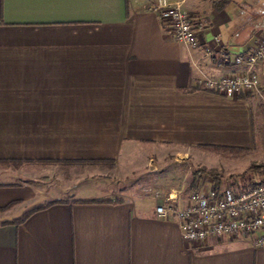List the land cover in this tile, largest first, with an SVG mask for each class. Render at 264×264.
<instances>
[{
	"label": "crops",
	"instance_id": "0c3cea01",
	"mask_svg": "<svg viewBox=\"0 0 264 264\" xmlns=\"http://www.w3.org/2000/svg\"><path fill=\"white\" fill-rule=\"evenodd\" d=\"M169 1L199 20L198 49L172 40L148 0H0V264H264L253 237L186 243L156 214L162 196L182 189L185 205L193 190L156 165L219 170L207 147L247 150L237 161L264 147V104L200 83L234 70L204 48L248 50L264 0ZM138 155L159 175L144 188L125 185ZM70 167L87 172L50 190Z\"/></svg>",
	"mask_w": 264,
	"mask_h": 264
},
{
	"label": "built area",
	"instance_id": "2783aa9c",
	"mask_svg": "<svg viewBox=\"0 0 264 264\" xmlns=\"http://www.w3.org/2000/svg\"><path fill=\"white\" fill-rule=\"evenodd\" d=\"M145 9L158 16L170 38L190 49L201 46L199 20L184 10L183 3L148 0ZM218 53L211 47L204 52L211 58L232 65L234 70L219 80L205 79L201 87L229 98L251 95L264 104V37L243 53L231 55L219 37ZM205 177L189 192L173 190L162 196L156 207L157 218L175 223L186 243L206 244L210 239L253 237L256 248H264V177L235 179L219 189H207Z\"/></svg>",
	"mask_w": 264,
	"mask_h": 264
},
{
	"label": "rangeland",
	"instance_id": "374dc122",
	"mask_svg": "<svg viewBox=\"0 0 264 264\" xmlns=\"http://www.w3.org/2000/svg\"><path fill=\"white\" fill-rule=\"evenodd\" d=\"M250 30L252 32L253 35V43L249 46H253L256 43V39H259V35L264 33V25L262 26H257V25H252L250 27ZM260 135L262 136V141L264 142V130L259 131ZM209 155L211 156H207L210 160L207 162V165L210 167H217L219 168V172L222 174V178H223V185L226 186L228 185L230 182L234 181L235 179H245L246 177H242L246 170L248 169V167L254 163L256 165H260V166H264V147H261L258 151L255 152V154H253V158L249 157L247 159L241 160V161H237L238 158H233L231 156H223L220 154H215V153H209ZM243 158V157H242ZM143 157L139 156L134 159L131 163H130V169L129 172L134 171L135 173L128 179V181L125 183V185L129 184H139L140 186H142V188H144V186H148L146 184V181L148 182V180H156L158 179L159 175L157 173L151 172V173H146V171H148L147 169H143L142 165H143ZM179 159L181 160H176L175 157H171L169 160H171L168 164L167 167L166 166H162V165H156L157 169L160 173V177H164L167 180H175L178 179V177H184L185 174H188L189 177L187 178V185H189L191 183L192 180V175L195 171H197L198 169H200V167H198L197 165H195L192 161H188L186 163L185 159L183 157H179ZM179 161V162H177ZM191 164V166H193L194 170L193 173L191 174L189 169H188V165ZM194 164V165H193ZM176 165V166H175ZM181 165V166H179ZM150 169H154V168H150ZM87 172L86 169L81 168V167H73V168H68V169H57L55 170L54 173L49 174L51 177L50 179V186L51 189L50 190H54L58 188V185L60 183H62V179L66 178H70V177H74V176H79V175H84ZM192 172V171H191ZM43 175H45L43 173ZM179 175V176H177ZM171 178H170V177ZM258 177L257 175H249V177ZM174 177V178H173ZM248 177V176H247ZM208 178V177H207ZM97 179H100V177H97ZM170 184V181L167 182V184ZM180 188V187H178ZM212 188V184H208L207 183V189H211ZM177 189V188H176ZM143 190V189H142Z\"/></svg>",
	"mask_w": 264,
	"mask_h": 264
},
{
	"label": "trees",
	"instance_id": "16d2710c",
	"mask_svg": "<svg viewBox=\"0 0 264 264\" xmlns=\"http://www.w3.org/2000/svg\"><path fill=\"white\" fill-rule=\"evenodd\" d=\"M207 149H210L212 152H214L216 154H220V155L228 156V157L231 156L233 158H242L248 154L247 150L236 149V148L207 147ZM44 163H52V161H45ZM103 163L109 164V165L114 164V162H111V161H104ZM66 164H73V162L72 163L68 162ZM90 164L95 166V165L99 164V162H92ZM253 174L257 175L260 178H263L264 177V166L252 164L248 167L246 172L244 174H242L243 175L242 177H247V176L253 175ZM205 177H208L210 179L213 189L217 190L223 185L222 174L218 170L207 169V168L203 167V168H200L193 173L192 180H191V183L189 184L188 189L192 190V189H195L196 187H198L199 184L202 182V180ZM49 205H51V204H49ZM49 205H47L43 208H46ZM35 210H37V209H35ZM28 215H29V213H27L26 215H24L20 219L13 221L12 223L19 224V223L23 222L28 217ZM4 224H6V223H4Z\"/></svg>",
	"mask_w": 264,
	"mask_h": 264
}]
</instances>
